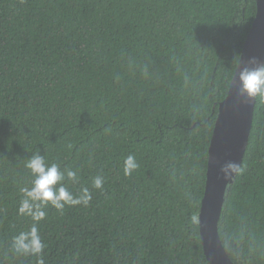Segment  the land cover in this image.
I'll list each match as a JSON object with an SVG mask.
<instances>
[{
  "label": "trees",
  "instance_id": "trees-1",
  "mask_svg": "<svg viewBox=\"0 0 264 264\" xmlns=\"http://www.w3.org/2000/svg\"><path fill=\"white\" fill-rule=\"evenodd\" d=\"M256 13L257 0H0V264H36L11 250L33 223L18 207L35 153L92 192L87 207L45 209V264H210L209 148ZM241 165L219 232L236 264H264L259 96Z\"/></svg>",
  "mask_w": 264,
  "mask_h": 264
},
{
  "label": "water",
  "instance_id": "water-1",
  "mask_svg": "<svg viewBox=\"0 0 264 264\" xmlns=\"http://www.w3.org/2000/svg\"><path fill=\"white\" fill-rule=\"evenodd\" d=\"M264 63V0H257V13L249 30L243 52L231 81L229 92L219 104L209 148L206 191L199 223L205 255L210 264H236L224 247L219 220L233 175L225 179L221 169L228 163L242 164L253 125L256 98L242 91L240 71L250 65V57Z\"/></svg>",
  "mask_w": 264,
  "mask_h": 264
},
{
  "label": "clouds",
  "instance_id": "clouds-1",
  "mask_svg": "<svg viewBox=\"0 0 264 264\" xmlns=\"http://www.w3.org/2000/svg\"><path fill=\"white\" fill-rule=\"evenodd\" d=\"M250 65L255 67H245L240 71V82L242 91L250 99L257 96L264 99V63L257 57H250ZM25 168L30 171L33 177L31 187H22V199L18 207V215L28 217L32 220V225L27 231H20L11 240V250L24 257H35L36 264H45L44 249L45 244L40 236L37 225L47 216L45 209L50 205L63 214L66 206L74 207L83 205L87 207L92 199V192L87 187L81 188L78 194H74L65 185V181L79 183L78 170L65 168L63 171L57 163H47L44 156L39 153L32 155L25 162ZM139 167L133 155H128L124 161V175L131 176ZM221 171L225 179L233 175H241L245 169L242 165L228 163ZM104 178L96 176L93 179L92 187L103 191ZM191 222H196V217L192 216Z\"/></svg>",
  "mask_w": 264,
  "mask_h": 264
}]
</instances>
